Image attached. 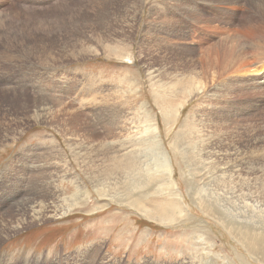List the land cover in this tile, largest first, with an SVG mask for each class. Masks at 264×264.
I'll list each match as a JSON object with an SVG mask.
<instances>
[{"label": "rangeland", "instance_id": "1", "mask_svg": "<svg viewBox=\"0 0 264 264\" xmlns=\"http://www.w3.org/2000/svg\"><path fill=\"white\" fill-rule=\"evenodd\" d=\"M181 80L204 91L168 125L158 87ZM146 116L185 199L168 225L99 198L82 174L116 119ZM180 129L220 160L202 174L184 164L171 149ZM46 206L56 218L29 223ZM260 230L264 0H0V264H264Z\"/></svg>", "mask_w": 264, "mask_h": 264}, {"label": "bare ground", "instance_id": "2", "mask_svg": "<svg viewBox=\"0 0 264 264\" xmlns=\"http://www.w3.org/2000/svg\"><path fill=\"white\" fill-rule=\"evenodd\" d=\"M191 80H181L178 84H171L168 89L163 86L158 87L164 93V96L158 99V106L161 107L160 113L168 125H172L175 122L185 100L197 95L200 91L201 93L204 91V88H202L204 86L200 82ZM161 102L162 106L160 105ZM65 113L70 116L73 114L69 110H66ZM115 122L120 124L116 127L119 129V135L110 140L106 145L101 144V148H99L101 153H98L100 154L99 156H95V160L102 156L99 164H88L93 158H83V165L85 167H81L82 174L93 186L95 194L99 198L120 205L123 204L155 223L164 225L172 223L173 220L181 216L179 211H181L182 202L185 199L175 179L177 175L173 161L175 158L172 157L171 152L166 148L164 141L161 139L162 136L158 123L149 119V116H146L144 120L138 117L135 120L119 117ZM192 132L193 130L187 133L180 129L173 137L176 141L171 144V149L173 154H176L177 158L184 164L188 166H190L189 164L199 165L200 171L197 174H202L203 171L209 169L213 157L215 161H218L219 157L213 151L211 152L209 148H205L207 141L203 140L202 136L195 134L196 137L194 138L198 140L193 139ZM78 159H82V156H79ZM243 160H245L244 157L234 161L232 167H239V170L232 171L234 174H238L240 171ZM225 166L223 164L222 167L216 168L219 169L221 176H225L229 171L227 166ZM108 173L111 175H108ZM192 173H194L193 170ZM192 181H196L199 194L205 192L207 178L204 181L202 177L192 178ZM52 188L53 190L55 189L53 191L55 198H50V201L54 205L59 195L56 190L57 188L53 186ZM158 195L166 196L168 201L149 208L148 198ZM67 207L66 213L72 208V205ZM54 208L46 206L41 212L33 213V218L29 220V223H41L47 219L56 218L57 211ZM173 210H176V212ZM249 220H252V218L249 217ZM245 224L255 229L253 224ZM260 232L264 233L263 230H260Z\"/></svg>", "mask_w": 264, "mask_h": 264}]
</instances>
